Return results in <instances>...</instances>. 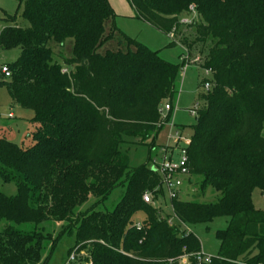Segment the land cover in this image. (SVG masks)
Wrapping results in <instances>:
<instances>
[{"label":"trees","instance_id":"16d2710c","mask_svg":"<svg viewBox=\"0 0 264 264\" xmlns=\"http://www.w3.org/2000/svg\"><path fill=\"white\" fill-rule=\"evenodd\" d=\"M16 1L29 26L0 13L8 23L0 48L21 51L1 84L38 127L27 145L0 139V178L18 189L0 192V222L8 223L0 264H47L63 241L65 264H207L190 226L221 217L228 227L217 231L220 252L209 264H264V211L253 202L254 190L264 194V0H129L136 19L166 35L180 31L193 7L198 18L186 27L195 40L181 43L209 44L202 67L213 78L202 84L211 89L199 94L203 106L183 147L185 183L200 179L192 201L180 199L184 185L170 200L174 217L153 205L166 192L154 149L134 168L122 145L162 129L181 67L118 29L110 0ZM120 187L117 206L100 209ZM209 187L215 200L201 202ZM24 224L36 229L16 227Z\"/></svg>","mask_w":264,"mask_h":264},{"label":"rangeland","instance_id":"374dc122","mask_svg":"<svg viewBox=\"0 0 264 264\" xmlns=\"http://www.w3.org/2000/svg\"><path fill=\"white\" fill-rule=\"evenodd\" d=\"M110 4L113 5L117 15L116 26L118 29L131 39L146 46L150 51L158 53L159 57L164 61L181 67L176 82L177 93L172 103L174 109L172 112H163L164 119L167 117L169 119L164 123L162 129L153 136L147 138L144 143H141L135 138H126L125 143L122 145V150L127 152L130 156L132 167L139 168L144 165L148 161L153 149V163L157 164L163 159L162 148L175 143L174 139H170V134L176 132L178 127L182 128L181 147L187 146L191 140L193 127L197 124V117L191 112L196 106L199 108L203 106V102L199 99V94L205 93L206 91L202 84L203 80H211L213 78L212 74L207 73L202 67L208 52L209 44L198 43L190 48L188 45L181 43L183 42V36H186V40H188L189 44L193 43L195 40L194 31L186 27L190 24H183L184 26L176 33L175 39H173L172 36L166 35L144 21L133 17L135 16L132 13L134 9L131 7L129 0H110ZM18 8L19 5L16 0H0L1 14L2 11L9 16L17 14V23L19 26L24 28L28 27V22L24 20L22 12ZM197 18L196 15L192 14L184 16L181 20L186 21L187 19L193 22L195 19L197 20ZM6 25H8L7 22L0 21V33ZM173 42H175L176 45L171 46ZM187 53H189L190 60L194 61L196 58H199L200 61L185 65L183 55H187ZM20 54V49L6 51L0 48V139L5 137L19 146H23L28 144L29 135L38 127V124L34 122L35 113L15 105L6 85L1 84V81L7 82L9 80L3 76L2 67L16 62ZM11 113L14 114V118L9 117ZM199 179L198 177H192V183L184 184L180 197L182 201H192L194 199L196 188L193 186V183L199 182ZM0 192L8 196H15L18 194V189L15 183H4L0 178ZM124 193V187L116 189L100 209L113 210ZM215 196V190L209 187L206 196L201 202H212L215 200ZM253 202L255 208L264 211V194L261 191L254 190ZM153 205L156 206L164 216L174 217L171 201L166 192L164 196L160 197ZM85 207H83V209ZM137 217L141 219L143 215L139 214ZM170 222L175 223L176 221L172 219ZM228 223V218L221 217L216 218L211 223H201L190 226L191 231L200 241L202 248L201 253L205 257L218 256L221 243L217 239L216 233L217 231L225 230L228 227ZM7 225L8 223L6 221L0 222V231ZM16 227L23 231H34L36 229L34 224H24ZM68 248V243L65 241L61 242L55 252L50 256L47 264H65L69 256L67 252ZM203 258L204 257L201 259L202 261L199 259L198 261L204 263ZM180 262L181 264H189L188 257L182 258Z\"/></svg>","mask_w":264,"mask_h":264},{"label":"built area","instance_id":"2783aa9c","mask_svg":"<svg viewBox=\"0 0 264 264\" xmlns=\"http://www.w3.org/2000/svg\"><path fill=\"white\" fill-rule=\"evenodd\" d=\"M191 12L193 15H195V10L193 7H191ZM182 24H191L190 20L182 21ZM173 39H175V32H172L170 34ZM183 60L185 61V65L189 63H196L199 62L200 59L196 58L194 61L190 60L189 53L187 55H183ZM207 73H210L207 71ZM2 74L5 78H11L12 72L9 69L7 65H4L2 67ZM206 91H209L211 89V84L206 83L205 84ZM174 107L171 104H166L164 108H162L161 112L163 115V112H172ZM199 107L196 106V108L191 112L194 116H198ZM10 117H13V115H10ZM170 139L175 140V143L173 145H168L167 147H164L162 149L163 153V159L160 163L156 164V168L158 171V174L161 176L162 185L165 188V191L168 194V197L170 200H174L178 198L179 192L184 185V183L187 181V179L190 178V174L188 172V169L186 167L188 158L186 149L181 147L180 143L182 140L181 131L177 128L176 132L170 134ZM178 151V152H177ZM144 201L148 204H153V196L151 193H146L144 195ZM138 227L141 225L138 224ZM77 251V250H76ZM73 252V254L69 258V263L74 262L77 260V257L79 256L77 252ZM85 255L84 253H81V256ZM202 257H204V263L209 264L211 262V257H205L203 254L198 255V259L202 261ZM85 264H93L92 262H87Z\"/></svg>","mask_w":264,"mask_h":264},{"label":"crops","instance_id":"0c3cea01","mask_svg":"<svg viewBox=\"0 0 264 264\" xmlns=\"http://www.w3.org/2000/svg\"><path fill=\"white\" fill-rule=\"evenodd\" d=\"M112 7H113V5H112ZM131 7H132V6H131ZM113 9H114V7H113ZM114 11H115V10H114ZM132 13H133V15H135V13H134V10H133V12H132ZM132 13H131V14H132ZM133 15H132V16H133ZM133 17H135V16H133ZM10 115H13V117H10ZM9 117H10V118H14V114H12V113H11V114H9Z\"/></svg>","mask_w":264,"mask_h":264}]
</instances>
